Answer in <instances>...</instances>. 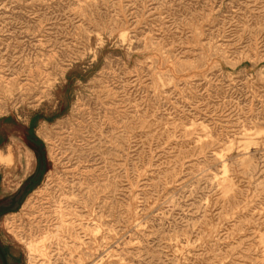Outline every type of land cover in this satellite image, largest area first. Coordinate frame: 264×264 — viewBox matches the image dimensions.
Listing matches in <instances>:
<instances>
[{
  "label": "rangeland",
  "instance_id": "obj_1",
  "mask_svg": "<svg viewBox=\"0 0 264 264\" xmlns=\"http://www.w3.org/2000/svg\"><path fill=\"white\" fill-rule=\"evenodd\" d=\"M9 154L10 264H264V0H0Z\"/></svg>",
  "mask_w": 264,
  "mask_h": 264
},
{
  "label": "flooded vegetation",
  "instance_id": "obj_2",
  "mask_svg": "<svg viewBox=\"0 0 264 264\" xmlns=\"http://www.w3.org/2000/svg\"><path fill=\"white\" fill-rule=\"evenodd\" d=\"M9 259H10V254L8 250L0 244V263L10 264Z\"/></svg>",
  "mask_w": 264,
  "mask_h": 264
},
{
  "label": "bare ground",
  "instance_id": "obj_3",
  "mask_svg": "<svg viewBox=\"0 0 264 264\" xmlns=\"http://www.w3.org/2000/svg\"><path fill=\"white\" fill-rule=\"evenodd\" d=\"M5 160H7V161H11L12 160V156L9 154V156L7 155V156H5V155H0V162L1 163H3ZM29 248L30 249H34V251H35V246H34V244L33 243H29ZM40 255H44V254H40Z\"/></svg>",
  "mask_w": 264,
  "mask_h": 264
},
{
  "label": "water",
  "instance_id": "obj_4",
  "mask_svg": "<svg viewBox=\"0 0 264 264\" xmlns=\"http://www.w3.org/2000/svg\"><path fill=\"white\" fill-rule=\"evenodd\" d=\"M1 180H2V177H1V174H0V185H1Z\"/></svg>",
  "mask_w": 264,
  "mask_h": 264
},
{
  "label": "crops",
  "instance_id": "obj_5",
  "mask_svg": "<svg viewBox=\"0 0 264 264\" xmlns=\"http://www.w3.org/2000/svg\"><path fill=\"white\" fill-rule=\"evenodd\" d=\"M1 264V263H0Z\"/></svg>",
  "mask_w": 264,
  "mask_h": 264
}]
</instances>
